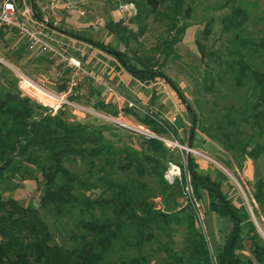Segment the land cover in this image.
<instances>
[{
	"label": "trees",
	"instance_id": "trees-1",
	"mask_svg": "<svg viewBox=\"0 0 264 264\" xmlns=\"http://www.w3.org/2000/svg\"><path fill=\"white\" fill-rule=\"evenodd\" d=\"M32 1L38 14L35 1ZM163 2L164 0L137 2V13L130 19L141 22L148 13H157ZM182 2L175 0L176 15L180 12L184 16L189 13V7L182 10ZM224 5L229 6L230 11L222 16L221 29L232 33L231 41L237 46L230 50L236 55V59L225 61L223 73H230V78L237 87H242L245 82L250 84L254 98L246 104L243 120L248 121L250 118L261 135L264 134V68L260 70L252 63L255 54L264 55V33L259 38L245 35V24L249 20L247 8L237 5V0H225ZM106 27L109 33L123 40L120 34V30L125 29L122 19L110 20ZM186 27V23L179 25L166 40V54L181 40ZM142 31L143 29L140 30ZM128 32L130 36L133 35L132 31ZM210 32L211 27L207 25L202 31L203 37L207 38ZM91 42L111 53L137 79L145 82L163 79L186 105L193 123L198 124L197 114L186 102L180 86L160 66L154 68L150 61L137 56L133 57L134 62H128L123 52L107 43ZM196 43L202 55L203 45L198 40ZM1 78L0 75V264H149L148 258L141 252L143 243L155 237L153 227L166 230L179 225L185 227V245L180 252L165 247L166 255L174 264H210L207 244L194 226L191 208L186 206L178 212L174 211L178 206L174 196L180 194V189L178 182L168 185L163 178L165 162L172 161V158L162 141L156 137H144L150 152L143 155L131 147L115 148L104 134L108 129L104 124L90 125L81 121L73 123L62 118L59 113H44L40 110L43 108L41 104L21 94L15 83H8L6 80L3 83ZM97 105L112 116L118 114L110 104L98 101ZM123 111L134 115L140 124L158 135L168 132L175 135V128L156 112L148 110L139 115L127 107ZM223 119L231 123L227 116ZM220 123L218 135L212 134L208 126H199L205 135L223 144L227 150L242 142L240 139L234 144L227 141L231 132L225 131L222 122ZM194 134L189 136L192 142ZM247 141L254 143L250 149L243 146V153L256 160L264 146L256 143L252 135ZM70 156L86 159L91 166L94 165V160H99L104 170L99 179L104 185L103 190L109 193L108 197L93 199L84 193L83 188L89 185L93 188L95 184L86 182L64 166V159ZM144 161L149 164L147 168ZM103 163L110 168L116 166L124 172L133 167L137 177L129 176L126 181H117L112 178L115 171H107ZM27 164L36 165L45 179L40 207L57 215L76 214L74 224L78 231L71 232L70 240L73 243L70 247L52 241L53 234L38 206L21 205L16 199L2 195V183L8 182L3 191L11 189L12 176L21 175L22 168L27 170ZM196 168L193 157L188 156L186 170L196 196H200L201 189L205 190L208 208L219 214H227L233 222L227 239L217 251L218 264H264V241L255 231L248 211L242 204L236 205L227 198L221 189L220 180L209 174H201ZM145 174L155 177L161 196L165 200L170 197L171 207L166 203L162 209L155 208L151 201L155 195L147 182L142 180ZM254 187L253 197L262 204L264 182L258 178ZM97 207L100 208L98 213ZM245 239L250 242L249 255L242 253L245 250ZM114 246H117L120 253L132 249L136 253L130 256L121 254L117 260H110L108 254Z\"/></svg>",
	"mask_w": 264,
	"mask_h": 264
},
{
	"label": "rangeland",
	"instance_id": "rangeland-1",
	"mask_svg": "<svg viewBox=\"0 0 264 264\" xmlns=\"http://www.w3.org/2000/svg\"><path fill=\"white\" fill-rule=\"evenodd\" d=\"M15 1L17 6L21 7L18 0ZM34 1L37 3L36 0ZM43 1L38 0L39 5ZM118 1L120 0H87L85 16L78 17L66 11L56 12L50 17V25L53 28L55 27V30L64 29L71 31L80 42L92 40L103 42L104 44L107 43L112 48L123 52L128 62H134L133 57L137 56L150 61L154 68L160 66L161 70L180 86L186 102L197 114L198 124L195 125L193 123L186 110V105L163 79L157 78L155 89L149 88L151 90L144 93L143 89H139L132 80L127 81L129 73L122 66L118 73L121 75L125 72L127 79L125 80L123 76L122 79L127 86L112 85L109 82L108 76L110 73L107 72L110 69H107V65L102 63L103 66L97 69L96 64L93 63L97 61V58H94L96 56L95 53H99L109 66H111L110 63L112 62L114 69L116 66L119 68L118 60L97 47L94 50L87 49L86 45L78 42L71 44L70 55L79 59L91 73V76L81 79V94L68 98L71 103L64 105L56 113L73 123L81 121L90 125L104 124L108 127L104 134L113 142L115 148L131 147L136 149L140 155L150 152L144 141V137L146 138L147 136L140 131L125 127L123 122L130 123L138 128L141 126V130H146L147 133L162 141L172 158V161L165 162L163 178L168 185L178 182L180 189V194L174 196L178 204L175 208L176 210H174L175 212H178L180 208L186 207L183 206L181 199L183 180L185 175L189 174L186 170L187 157L192 156L194 161L195 159H204L208 165L215 167L219 171L222 179H224L221 187L222 191L232 203L243 205L255 225V231L264 241V202L260 204L253 197L255 180L259 178L264 182V148L256 160L245 155L242 150L243 146L246 149H250L253 146L254 142L248 143L247 141L251 135L254 136L256 143H262L264 146V134H258L259 129L252 125L249 117L248 121L243 120V111L246 104L254 98L252 97L250 84L245 82L242 87H237L230 78V73H223L225 61L236 57L230 50L237 46L231 41L232 33L224 32L221 29L222 16L229 13V6L224 5L225 0H182V10L189 7L188 15L184 16V13L181 12L176 15L175 0H164L157 13H148L147 17L138 22L131 20L132 16L123 17L116 11ZM131 1L135 4L142 2V0ZM238 4L247 8L249 12V20L245 24L244 34L253 38L262 36L264 33V0H237ZM119 19L123 20V25L125 26V29L120 30L123 40L117 39L115 35L109 33L106 27L110 20ZM185 23L187 27L182 34L181 40L174 44L171 51L166 54L164 47L166 40L173 35L179 25ZM207 25H210L211 32L207 38H204L202 31ZM141 29H143L142 32H140ZM128 30L132 31V36L129 35ZM197 40L203 45L204 51L202 55L198 49ZM75 47L87 50V54L82 57L81 52L75 53ZM92 51L93 53H91ZM254 56L255 59L252 64L254 67L256 66L263 70L264 55L258 56L255 54ZM50 65L45 55L35 56L30 53L28 47L14 31L7 28L1 29L0 75L3 83L6 80L8 83H15L17 86L18 79L12 70L15 68L40 84L58 92L63 91L69 70L58 68V71L54 72ZM220 74L221 77H219ZM131 89H135L139 96L142 95L143 97H133L132 92H130ZM109 91L125 97V99H122L119 109L116 104H112L113 109L118 111L117 116L110 115L106 109H101L97 105V102ZM144 96L146 98L153 96L155 106L156 102L158 104L161 102L162 114L167 118L183 116L186 119L184 132L183 134L181 133V136H173L171 135L172 132L158 135L152 132L149 127L140 124L134 115L123 111L127 107L134 110L137 114L143 115L144 112L149 110V102ZM130 103L131 105H129ZM42 107L40 109L42 112H48L53 115L47 107ZM224 116H227L231 123L227 122L226 119L224 120ZM166 121L171 124L168 120ZM220 122H222L225 131L231 132V136L227 141L234 144L237 139H240L242 142L227 150L223 144L211 139L201 131L200 126L205 125L210 127L212 134L218 135L220 133V130H218ZM191 132L195 134L192 147H189L188 142ZM174 139L184 147H178L169 141ZM100 164L99 160H94V165L91 166L90 162L79 156H70L64 159L65 167L86 182L95 184L93 188H90V185L87 188H83L84 193L93 199L99 196H109V193L103 190L104 185L99 179L104 174ZM27 165V170L22 168L21 175L12 176L11 189L3 191L8 182L2 183V195L5 198L12 197L16 199L21 205L32 204L38 206L42 218L47 222L53 234L52 241L65 247H70L73 243L70 240V234L72 231H78L74 224L76 214L70 216L57 215L48 209L40 207L39 202L43 194L45 179L36 165ZM144 165L146 168L149 166L146 161H144ZM103 166L107 171H115L112 178L117 181H126L129 176L137 177L133 167L124 172L116 166L110 168L104 163ZM208 169L199 168L197 164V170L200 172ZM167 173H169L168 177L166 176ZM180 173L181 175H179ZM7 180L9 181V179ZM142 180L147 182L155 195L151 198L155 208L162 209L166 203L168 207L172 206L170 197L165 200L164 196H161V189L153 175L145 174ZM197 199L199 200L198 197ZM99 209V207L96 208L97 213ZM216 215L218 218L216 225L222 235L219 236L220 238L224 237L225 241L233 222L225 213H216ZM180 229L185 231V227ZM175 230L173 228L162 230L153 227L152 231L155 237L143 243L141 252L142 255L148 258L149 264H174L173 260L166 255V251L164 253L157 249L164 247L174 249L172 237L176 236L177 234L175 233L178 231ZM209 242L212 244L210 239ZM245 243L247 246L250 244L248 239H245ZM135 253V249L120 253L117 246H114L108 254V258L117 260L121 254L130 256Z\"/></svg>",
	"mask_w": 264,
	"mask_h": 264
},
{
	"label": "built area",
	"instance_id": "built-area-1",
	"mask_svg": "<svg viewBox=\"0 0 264 264\" xmlns=\"http://www.w3.org/2000/svg\"><path fill=\"white\" fill-rule=\"evenodd\" d=\"M18 3L21 7L17 6L15 0H2L0 2V31L7 28L18 34L28 47L30 53L36 55L42 54L47 57L51 64L50 68L54 72L58 71V68L69 70L66 76L65 88L63 91L58 92L38 83L19 69H12L17 76V86L21 94L47 107L54 114L64 105L71 103L68 98L81 94L80 81L83 77L91 76V73L79 59L70 55L68 43L59 41L52 35L51 31L53 27L50 25V17L59 8H62L67 13L83 17L85 16V7L88 2L87 0H44L38 10L40 19L32 14L31 6L25 0H18ZM117 11L123 17H133L137 13V8L131 0H120L117 3ZM32 20L34 21L32 22ZM123 125L129 129L140 131L147 137H154V135L147 133L146 130H141V126L138 128L127 122H123ZM171 135L173 134L171 133ZM169 141L178 147H184L178 144L176 139ZM166 176L168 177L169 173ZM183 181L182 204L191 208L195 226L203 235L207 244L209 263L218 264L217 252L215 247L209 242L205 217L200 202L193 190L189 174L185 175Z\"/></svg>",
	"mask_w": 264,
	"mask_h": 264
},
{
	"label": "crops",
	"instance_id": "crops-1",
	"mask_svg": "<svg viewBox=\"0 0 264 264\" xmlns=\"http://www.w3.org/2000/svg\"><path fill=\"white\" fill-rule=\"evenodd\" d=\"M26 3H28L30 6H31V3L32 1L30 0H25ZM37 3L36 6H37V9L39 10V3H38V0H36ZM34 4V3H33ZM60 11H65L63 10L62 8H59L57 10V13L60 12ZM117 11V9H116ZM33 18V17H32ZM34 20H32L33 22ZM52 35L58 39L59 41H62V42H66L69 44L70 48H71V44L73 45L74 42H78V43H81V44H84L86 45L88 48L87 49H95L96 47L99 48L98 46H96L95 44H93L91 42V40H86L88 42H80L78 39H76V37L73 35V33H71V31H67V30H55V27L52 28V31H51ZM101 49V48H99ZM75 53H77L78 51L81 52V56L83 57L84 55L87 54V50H81L79 47H75ZM102 51H105L103 49H101ZM106 53H108L109 55H111L113 58H115L111 53L105 51ZM93 53V51L91 52ZM36 56V54H34ZM95 57L94 58H97V61H94L92 60L93 63L96 64V68L99 69L103 64L107 65V69L110 71H108L107 73H110L108 78H109V82L110 84L112 85H122V86H127V84H125L124 80L122 79V76L123 78L126 80L127 77L125 76V72L123 74H119L118 72L120 71V67H122L121 65H119V68L118 66H116V68L114 69L112 66H113V63L111 62L109 66L105 61V59L99 55V53H95ZM41 56V54L39 55ZM116 59V58H115ZM109 63V62H108ZM120 64V63H119ZM129 73V72H128ZM127 74V73H126ZM130 74V73H129ZM128 74V82L132 80V82H134V84L139 88V89H143L144 93H147L148 90H151L152 88L155 89V84L157 83L156 80L154 81H149V82H145V81H141L139 79H137L136 77L132 76L131 74L129 75ZM132 87V86H130ZM151 88V89H149ZM116 89V88H115ZM132 94H133V97L135 98H141L143 97L142 95L139 96V94L137 93V91L135 89H131ZM106 93H108V95H106ZM104 94V96L101 98L100 101H103L104 103H107V104H110L112 105L113 103L117 105L118 109L120 108L121 106V101L122 99H125V97L121 94H117L116 92H113V91H109V92H106ZM145 97V96H144ZM153 96L148 97L146 98V100L149 102V110L150 111H153V112H156L159 117H161V119L163 120H168L169 122H171V124L173 125V127L175 128V135L177 136H181L184 132V123H186V119L183 117V116H180V117H177V116H173L172 118H167L166 116H164L162 114V107H161V102L158 104V102H156V106L154 105L155 103H153ZM182 133V134H181ZM195 163L198 164L199 168H209L207 171H198L197 168L196 170L201 173V174H209L211 177L213 178H216L218 180H220L222 182V185H223V180L219 171L216 170L215 167L213 166H210L208 165V163L204 160V159H195ZM221 185V187H222ZM199 198V201H200V205H201V208H202V211H203V214H204V217H205V222H206V227H207V233H208V237L210 239V241L212 242L213 246L218 250L221 248V246L223 245L224 243V237L220 238L219 235L220 232H219V227H217L216 223H218V218H217V215H216V212L210 210L208 208V196H207V193L205 190L201 189L200 190V196L198 197ZM175 228L173 229H176L178 231H176L177 234L176 236H173L172 237V244H174V249L175 251H181L182 248L184 247L185 245V242H184V233L185 231H183L182 229L180 228H184L183 225H179V226H174ZM222 236V235H221ZM249 245L248 246L246 245L245 243V250L242 252L246 255H249ZM169 248V247H168ZM158 251L160 252H164L165 251V247L164 248H158L157 249ZM248 252V253H246ZM165 253V252H164Z\"/></svg>",
	"mask_w": 264,
	"mask_h": 264
},
{
	"label": "water",
	"instance_id": "water-1",
	"mask_svg": "<svg viewBox=\"0 0 264 264\" xmlns=\"http://www.w3.org/2000/svg\"><path fill=\"white\" fill-rule=\"evenodd\" d=\"M31 10H32V14H33L36 18L40 19L39 15L36 13L35 5H34L33 3H31ZM191 136H192V132H191ZM188 146H189V147H192V141H191V140H189V142H188Z\"/></svg>",
	"mask_w": 264,
	"mask_h": 264
}]
</instances>
